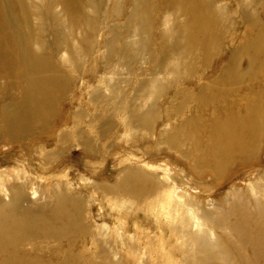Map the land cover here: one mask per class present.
I'll use <instances>...</instances> for the list:
<instances>
[{
    "label": "rangeland",
    "instance_id": "obj_1",
    "mask_svg": "<svg viewBox=\"0 0 264 264\" xmlns=\"http://www.w3.org/2000/svg\"><path fill=\"white\" fill-rule=\"evenodd\" d=\"M198 1L0 0L4 15L0 18V199L9 201L19 185L27 190L22 210L45 215L55 212V193L80 197L94 234L60 244L48 241L44 253L34 249L43 239H28L23 247L30 261L60 264L71 249L100 261L94 241L102 238L122 263L185 264L180 249L166 253L170 246L185 243L173 227L190 218L194 231L206 230L203 209L218 211L235 190L251 189L252 182L262 177L264 69L254 73L249 59H259L254 32L264 29V0H208L211 7ZM184 6L206 19L211 13L222 18L219 28L210 22L219 34L220 48L203 71L181 78L184 75L171 68L173 54L163 43L191 19ZM125 46L128 50L123 52ZM226 70H235L244 79L236 93L221 80ZM153 84L159 87L157 96ZM223 84L226 97L201 105L211 91L204 88ZM182 102L188 107L177 112ZM227 102L240 110V116L252 108V121L259 124L252 130L253 148L234 155L227 167H220V155L205 157V143L203 148L192 141L182 146L187 151L197 148L189 158L170 143L180 119L191 117L192 109L198 118L195 139L206 140L222 122L212 115L226 118L221 109ZM139 108L158 110L150 129L129 123ZM249 137L247 133L246 141ZM129 169L137 171L136 178L145 174L163 186L161 197L149 194L155 203L148 212L131 207L129 198L114 199L108 190L120 189L119 181ZM240 216L235 212L234 219ZM42 220L39 225L47 219ZM251 224L254 220L238 226L253 238L257 231ZM218 235L214 229L212 236ZM248 248L252 264L262 263L254 256V244ZM213 258L209 264H245L236 247L226 249L223 259L218 254Z\"/></svg>",
    "mask_w": 264,
    "mask_h": 264
},
{
    "label": "bare ground",
    "instance_id": "obj_2",
    "mask_svg": "<svg viewBox=\"0 0 264 264\" xmlns=\"http://www.w3.org/2000/svg\"><path fill=\"white\" fill-rule=\"evenodd\" d=\"M198 2L211 7L208 0H199ZM183 8L191 19L185 27L184 25L182 27L177 26L178 28H175V33H173L174 36L168 33L169 35L167 36H169V40L166 41L165 44L163 43V45L164 47L166 46L165 48L167 53L169 52V55L173 54L171 57L173 62L170 63L172 64L171 68L179 72V74L184 75V77L181 78H186L185 76H191L197 71H203L212 53L220 48V43L218 41L219 34L214 32L215 28L210 22L213 23L214 20L217 28H219L218 22L219 18H222V15L219 13H211L210 18L206 19L204 15H200L196 13L195 10H192L190 6H184ZM210 10H212V8ZM0 18H4L1 10ZM249 18L253 20L254 17L253 15H249ZM250 19L247 20L249 21ZM254 34V41H257L255 46H257V48L259 46L260 48L258 51L259 59L256 61L253 57H250L249 61H252L254 64V73H259V69H264V56L262 57V55H264V53H262L264 52V29L255 31ZM125 47L126 49H123V52L128 50L127 46ZM178 77L180 76L178 75ZM221 80L228 85L230 84L228 90L234 93H236L237 88L241 85V81H244L241 75L235 70L228 71L225 75L223 74ZM175 81H178V79L175 78ZM223 86L224 84L217 88H215V86L213 88L210 86L204 88V90L210 89L211 91L206 98L207 102L205 104H200L208 105V102L210 103L220 97H226V91H222ZM158 91L159 87L153 84V94L155 92L156 96L159 95ZM187 107L188 104L182 102L176 108V111L182 112ZM255 109L258 110V106ZM135 111L139 112V114L133 112L129 122L134 126L150 129L153 122L158 117V110L153 108H147L146 110L139 108ZM239 111L237 107H234L232 104L229 105L228 102L224 104L221 113H226V118L222 119L219 114L212 115L214 118L221 119V124L216 128V132L211 133L206 140L202 141L201 137V141H198L195 139L197 137V132L193 129L197 113L195 109L194 111L192 109L191 117L180 119L181 123L175 127L173 136L170 137V143L175 148L181 150L185 158H189L188 156L191 157L194 153L193 151L200 146L203 148V146H205L203 143H205V147H207V149H205V157L220 155L221 158L218 159V161L221 160V162H219L220 167H227L231 163V159L234 155L238 156L243 154L246 150L253 148L255 134L252 130L259 126V124L252 121V115H255L252 108L249 109V113L246 116L238 115ZM102 119L108 118L102 117ZM218 123L219 122H217V124ZM247 133L250 135L248 141H246ZM190 141L197 145V148H192L193 150L187 151V149H184L182 146L189 144ZM85 143L91 145L87 140ZM243 159H245V157H243ZM134 172L137 171L130 169L126 170L125 176L119 181L120 189L110 186L108 190L110 194L114 195L112 196L115 197L114 199L122 202V199L129 198L131 207H140L145 212H148L155 203L149 194L158 196L160 193L159 195L161 197L163 186L160 187L159 182L154 177H149L145 174H137L138 178H136ZM144 176H146V178ZM260 180H264V172L259 180L256 179L252 182L253 188L235 190L231 198L229 197L226 199L224 207L220 209L217 207L219 212L213 211L212 209L211 211L210 209H203L201 217L204 223L208 224L206 230L201 232L194 231L191 219H182L181 225L173 227V230L176 236L182 238L185 243L178 247L170 246L166 253L171 255L175 249H180L184 256L182 261L185 264H209V260L214 259L213 254H218L220 259H223L226 249L236 247L238 258L241 256L245 264H252L248 246L253 243L255 247L254 256L257 255L258 260H262L260 264H264V185ZM26 194L27 190L24 187L16 185V187L12 189L9 201L6 202V200L0 199V264H16L18 260L21 264H53L43 262L41 259L40 261H30L27 256L30 253L23 247L28 239H30L29 241L43 239L44 241L34 245V249L37 252L41 251L44 253L47 249L43 250V246L46 248L50 246L48 241H55L60 244L63 240H69L73 237L94 235L91 231L92 227H89L86 222L83 205L84 200L82 198L64 195L62 191L55 193L53 195L55 198L53 207L56 208L55 212L58 213L52 211L53 213L51 212L50 214L43 215L39 214L37 211V214H30L28 211L22 210L21 203ZM145 199L151 201H146ZM190 201L191 199H188L187 203H194ZM222 211L231 212L232 217ZM235 212L241 213V216L237 217L236 220L234 219ZM243 214L249 215L243 216ZM242 216L243 219L240 220ZM38 217L40 219H47L46 223L39 225L45 220L39 221L40 219ZM252 220H254V224H251V228L257 231V234L253 238L250 234H247L249 233L248 229L238 226L250 223ZM27 228L29 230L28 233L25 231ZM214 229L219 231L218 237L212 236ZM234 232L237 233V236ZM161 239L159 240L161 241ZM168 239L170 242L174 239L172 234L169 235ZM95 240L94 247L96 246L100 250V253L97 254L99 255L100 261H97V258L93 257L91 254L87 255L83 251L74 253L71 249L66 252L65 258L68 259L60 264H126L115 259V249L106 245L109 243L108 240L102 238ZM191 245L195 246V252H193L195 249L190 247ZM10 246H12V250H10ZM159 254L162 255V253ZM258 254L261 255L258 256ZM70 259H75L76 262L71 263Z\"/></svg>",
    "mask_w": 264,
    "mask_h": 264
}]
</instances>
